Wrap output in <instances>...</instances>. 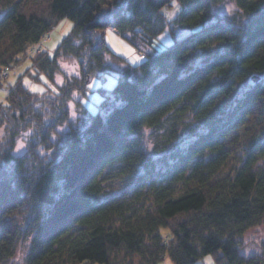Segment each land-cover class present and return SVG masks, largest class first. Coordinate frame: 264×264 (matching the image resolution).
Wrapping results in <instances>:
<instances>
[{"label": "trees", "instance_id": "16d2710c", "mask_svg": "<svg viewBox=\"0 0 264 264\" xmlns=\"http://www.w3.org/2000/svg\"><path fill=\"white\" fill-rule=\"evenodd\" d=\"M172 1L0 0V67L23 61L67 17L73 28L54 55L42 49L30 67L52 79L68 58L82 75L42 93L21 76L0 101V264L22 243L25 264H195L207 254L264 264V249L246 256L241 238L264 219V0H234L237 21L213 19L223 0H178L176 24L190 32L157 50ZM109 26L152 50L109 95L101 89L104 111L86 108L78 128L68 101L113 68L108 58L126 62L106 43ZM146 129L163 133L159 154ZM119 177L127 188L105 196Z\"/></svg>", "mask_w": 264, "mask_h": 264}, {"label": "rangeland", "instance_id": "374dc122", "mask_svg": "<svg viewBox=\"0 0 264 264\" xmlns=\"http://www.w3.org/2000/svg\"><path fill=\"white\" fill-rule=\"evenodd\" d=\"M183 6L178 0L172 1L171 5H166L162 8L164 14L165 27L162 29L157 37L155 38L153 47L157 50L165 49L169 46L174 45L178 40H181L190 30L181 28L176 24L177 18L180 16ZM213 19H230L237 21L238 18L243 16L234 0H223L220 3L215 4L212 7ZM240 20V19H239ZM74 22L70 18H63L58 22L53 29L47 33L42 40L33 45L29 54H27L23 61L15 63L10 66L0 67V101H6V95L9 85L14 83L19 77L22 76L23 83L34 92H44L49 88L57 90L60 86L69 81H77L82 79L80 70L78 67L72 64L68 58H62L58 62V69L53 74L52 79L47 73H40V79L35 78L37 69L30 67L32 58L42 52V49L49 51L50 55L53 56L56 49L62 42L64 36L70 32L73 28ZM105 40L109 48L115 54L123 57L126 62L111 61L113 68L94 75L91 81L88 83L84 92L78 91L74 94V97L68 101V108L70 110V118L72 124L78 128H83L85 123L89 120V114L86 111L88 108L91 113H97L100 109L102 112L104 108H101L100 104L103 101L105 95L114 88L115 84L119 79V75L123 71L124 67L129 63L131 65H137L145 60L148 52L152 48L142 47L141 49L136 48L127 38L122 36L114 26H109L105 30ZM10 67V68H6ZM30 70V71H28ZM28 71V72H27ZM105 91V95L102 90ZM64 130L68 127L65 125ZM62 128V130H63ZM2 132V131H0ZM181 135L182 138L186 135V131ZM31 134V131H27L21 134L16 141L14 153L16 155L23 154L27 146V140ZM163 133H157L153 129H146L144 133V143L148 149L154 154L158 153L154 149L157 146H162ZM181 139V141H183ZM186 141V139H185ZM158 149V148H157ZM162 151V150H158ZM159 154V153H158ZM127 181L123 178H113L112 181H106V195H115L121 193L127 188ZM163 233H167V228H162ZM243 241L242 252L246 256L260 255L264 249V219L261 224L248 229L241 237ZM27 244L22 243L17 251V256L10 264H25L24 256L26 254ZM83 264V263H79ZM159 264H174L172 260L165 257ZM195 264H217L215 256L213 254H207L202 258L198 259Z\"/></svg>", "mask_w": 264, "mask_h": 264}, {"label": "built area", "instance_id": "2783aa9c", "mask_svg": "<svg viewBox=\"0 0 264 264\" xmlns=\"http://www.w3.org/2000/svg\"><path fill=\"white\" fill-rule=\"evenodd\" d=\"M7 69L10 68V67H6Z\"/></svg>", "mask_w": 264, "mask_h": 264}, {"label": "water", "instance_id": "95a60500", "mask_svg": "<svg viewBox=\"0 0 264 264\" xmlns=\"http://www.w3.org/2000/svg\"><path fill=\"white\" fill-rule=\"evenodd\" d=\"M254 79H256V77H254Z\"/></svg>", "mask_w": 264, "mask_h": 264}]
</instances>
